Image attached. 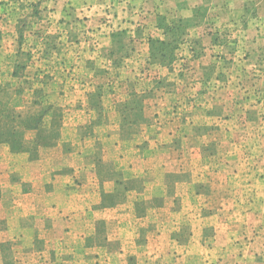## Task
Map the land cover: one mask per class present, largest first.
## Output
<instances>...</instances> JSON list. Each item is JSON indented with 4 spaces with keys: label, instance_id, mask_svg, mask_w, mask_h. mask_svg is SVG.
Listing matches in <instances>:
<instances>
[{
    "label": "rangeland",
    "instance_id": "rangeland-1",
    "mask_svg": "<svg viewBox=\"0 0 264 264\" xmlns=\"http://www.w3.org/2000/svg\"><path fill=\"white\" fill-rule=\"evenodd\" d=\"M241 4L209 30L195 29L204 5L182 19L162 9L144 32V14L120 19L132 14L120 0H0V102L40 119L21 153L60 141L97 161L94 210H155L153 227L124 234L138 236L139 259L123 264H264L237 260L224 240L234 231L241 247L243 222L264 206V0ZM94 223L101 233V213Z\"/></svg>",
    "mask_w": 264,
    "mask_h": 264
},
{
    "label": "crops",
    "instance_id": "crops-1",
    "mask_svg": "<svg viewBox=\"0 0 264 264\" xmlns=\"http://www.w3.org/2000/svg\"><path fill=\"white\" fill-rule=\"evenodd\" d=\"M120 4L129 5L132 12L128 18L125 13L120 14V19L134 21L139 14L145 15L144 32L159 16L163 19L162 9L182 19L196 16L204 5L205 24L196 25L195 29L208 25L209 30L217 27L220 11L234 8L240 12L242 5L241 0H120ZM59 142L52 147L37 145V155L32 158L23 153L12 154L7 145H0V264H8V260L10 264H123L121 260L126 256L137 262V246L136 251L132 248L139 241L138 236L124 234L133 231V225L140 220L146 226L147 214L155 212L154 208L146 209L139 217L127 214L123 218L118 216V208L133 214L134 208L126 205L127 201L122 202V207L116 204L94 210L103 195L96 176L97 161L71 152ZM98 213L104 219L101 233L94 225ZM247 219L239 232L241 237L237 238L241 247L231 242V231L225 235L224 240L229 242L225 251H236V259L241 262L248 263L249 258L264 262V206L251 211ZM235 227L238 225L231 229ZM110 231L114 232L113 237ZM144 239V243L152 241ZM113 243L116 249L110 248ZM5 245L11 249L7 257L1 251ZM147 255L149 258L152 253L146 252L144 259Z\"/></svg>",
    "mask_w": 264,
    "mask_h": 264
},
{
    "label": "trees",
    "instance_id": "trees-1",
    "mask_svg": "<svg viewBox=\"0 0 264 264\" xmlns=\"http://www.w3.org/2000/svg\"><path fill=\"white\" fill-rule=\"evenodd\" d=\"M23 120L14 110L0 102V143L8 144L12 152H23L25 132L37 130L40 121L39 118ZM22 128L24 130H21Z\"/></svg>",
    "mask_w": 264,
    "mask_h": 264
}]
</instances>
